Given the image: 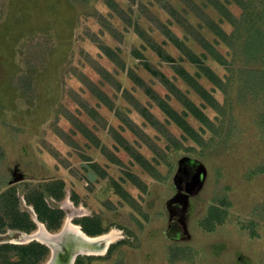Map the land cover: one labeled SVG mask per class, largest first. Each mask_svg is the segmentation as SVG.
<instances>
[{"label": "rangeland", "instance_id": "374dc122", "mask_svg": "<svg viewBox=\"0 0 264 264\" xmlns=\"http://www.w3.org/2000/svg\"><path fill=\"white\" fill-rule=\"evenodd\" d=\"M111 1L113 9L125 13L120 25V15L105 16L97 8L103 6L97 0L94 6L91 0H68V5L64 0H0V96L7 94L5 83L12 79L3 74V65L19 73L17 86L21 85V100L12 95L5 104L6 114L0 115V195L11 187L17 188L16 196L8 194L7 201L0 205V246L17 244L25 231L4 223L14 220L17 211L28 213L33 220L35 208L31 203L39 204L43 193L48 206L65 213L60 229L53 233L62 231L69 217L94 232L118 228L124 233V238L113 244L106 255H80L73 264H264V46L258 54L243 51L246 23L238 30L213 14L215 21L223 23L229 32L230 43L224 40L217 55L202 52L198 65L187 64L197 78L208 69L213 71V83L198 82L203 90L196 92L181 81L190 98L185 97L192 99V107L180 103L175 106L179 117L192 121L194 135H182L174 127V136L170 137L182 145L178 151L174 150V143L169 145L164 140L167 137H160L159 144L153 140L162 149L161 154L149 152L145 158L157 177L131 156H122L117 163L110 156L108 160L99 155L97 150L96 155L90 152L89 145L79 138L60 134H67L66 113L76 111L82 96L87 99L80 74L100 82L93 62L101 56L97 52L100 42L106 41V33L101 30L114 27L118 33L129 32L123 22L128 17L135 22L136 12L143 33L163 47L165 37L156 24L146 21L145 14L139 11V2L178 35H184L168 23L170 17L146 5L155 0ZM163 1L176 5L175 0ZM249 3L244 17L247 21H262L264 0ZM69 5L78 8L80 14L75 24L73 52L59 69L55 67L52 77V61L70 38L71 21H63ZM230 8L233 15L243 17L237 4L232 3ZM259 26L264 28V23L259 22ZM121 37H116L122 43L119 47L129 49L135 40L133 29ZM146 59L154 61L157 69L171 66L159 63L152 50L146 52ZM135 63L136 73L152 85L139 61ZM122 76L119 71L117 77L135 95V86L129 84L126 75ZM35 77H40L37 84ZM153 84L158 86L154 88L158 93L171 99L173 95L165 87L159 82ZM206 94L211 97L209 102ZM38 105L43 109L37 110ZM195 109L200 111L196 113ZM161 119L164 125L169 124L165 116ZM70 141L76 145L69 146ZM84 157L91 161L84 162ZM91 165L97 166L90 168ZM95 174L99 184L96 179L89 180ZM101 180L105 183L98 189ZM55 181L64 183L61 200L45 191ZM82 206L85 211L80 209ZM36 225L35 231L25 233L39 231ZM36 243L48 249L37 263L47 264L52 252L37 241L18 242L24 246L9 251L0 248V264H31L23 247Z\"/></svg>", "mask_w": 264, "mask_h": 264}, {"label": "crops", "instance_id": "0c3cea01", "mask_svg": "<svg viewBox=\"0 0 264 264\" xmlns=\"http://www.w3.org/2000/svg\"><path fill=\"white\" fill-rule=\"evenodd\" d=\"M67 1L64 0L65 4L68 5ZM95 1L96 0H91V4ZM103 1L97 0V3L100 4V6L103 5L102 8H97L99 10L101 9L100 11L104 12L106 14L105 16L117 14L118 16L120 15L119 17L117 16L120 20L124 17L125 13L123 11L118 8L113 9V1ZM175 1L176 5H170L163 0H155L146 5L150 8L159 9L170 17L171 19L168 23H171V26L175 29L180 30L184 34L183 36L178 35L173 29L162 23L158 17H155V14L152 11L146 9L142 3L137 2L139 11L142 15L145 14L144 16L147 18L146 21L153 22L154 25L156 24L165 37L163 47L160 44L155 43L152 40V37L148 34L143 33L141 29L142 27L139 25L137 13L135 12L133 14V10L131 13L133 14L135 22L129 17L127 18V22H123L129 32L131 28L133 29L135 40H133L129 49L119 47V44H122L120 43L121 40L118 41L116 39L117 35L121 37L122 34L125 38V34L129 35V32L122 30L120 31V34L114 29V27H107V29L101 30L102 34L103 31L106 33V41L103 40V42H100L97 52L101 54V56L99 55L98 62H93L94 69H96L99 74L100 79H98V81L100 82L97 83L91 81L88 75L83 73L80 74L79 77L84 86L83 92L87 94V99L85 96H82V102L77 105L76 111L66 113L67 115L65 118L67 120L65 121V130L68 135L64 131H61L60 134L62 136L73 137L74 140L79 138L82 142L89 145L88 148L90 149L88 150L95 153V155L98 153L101 156L105 155L106 158L107 156H110L115 159H122V156H131L134 159L135 156L139 155L145 158L146 154H149V152L154 155H160V150L162 149H158L153 141L156 140L159 144V141H162L160 137H167V140L163 139L168 141L169 145L174 143V150L178 151L183 149L179 142L170 137L174 136V127L180 130L182 135H189L190 138L194 135L193 131L188 132L184 128V125L188 124L193 129L192 121H189L186 117L184 118L187 121L182 117H179L178 109L175 106L180 103L182 106L185 105L187 107H192L189 103V100L192 101V99H187L185 97H189V95L187 91L183 90L181 81L192 91L201 92L199 90H203V88L199 87L198 82H200V84H202V81L210 82L214 77L213 71L208 69L205 73H200L201 76L197 78L187 69V64H192L194 66L196 64L198 65L201 61L202 52H210L213 56V54H215L213 49L217 48L220 50V47L225 45L224 40L216 34L215 28L217 25L229 34V32H227L222 26L223 23L228 22L216 9L215 2H221L220 4L226 5L230 10L231 4H227L230 0ZM73 3H76V1H72V4ZM66 10L67 12H64L66 18L63 19V21H71L72 29L69 31L70 38L62 44V47L57 51L59 54L58 57L54 58L52 61L54 69L52 70V77H55L56 74L55 67L59 69L63 63L69 59L73 52V41L76 31L75 24L80 14L78 8L75 6L71 7L69 5V8ZM210 10H213L214 12L211 14ZM214 13L218 14L219 19H223L224 22L221 23L215 21L216 18L213 16ZM68 15H70V18ZM216 22H218L219 25ZM120 24H122V20L118 25ZM146 24L147 23H145V25ZM210 35L212 38H210ZM151 50L157 53V61L159 63L170 64L171 66L166 70L161 69V67H158L157 69L154 61L151 62L146 59V52L150 53ZM55 52V49H53L51 54L54 55ZM99 61L103 64L99 63ZM137 61H139L138 64H141L140 67H143V72L151 78L152 85L144 79V76L141 75V73L140 75L136 73L134 64L136 65L135 62ZM197 68L198 67H196V69ZM168 69L171 72H168ZM47 70L48 67L46 71ZM119 71H121L123 76L126 75L128 77L130 85L135 86V89L137 90L135 95L129 90V87L126 89L123 84L124 81H121V79L117 77ZM5 73L9 74L12 79L10 82L5 83L7 94L3 93V95L0 96L1 116L4 115V113L6 114L5 104L12 100V95L13 98H19L21 100L18 95V93L21 92V85L17 86L19 82V73L17 74L15 70L8 69L6 65H3V74ZM95 77H97V75H95ZM38 79H40V77L34 78L36 84ZM13 81H15L14 84ZM154 82H159L162 87L167 89V93L173 95L170 100L163 97L156 91V89H154L156 86L153 84ZM157 87L158 86H156V88ZM137 94L143 95L145 97L144 99H147L144 100L146 102H144L141 96H138ZM208 96L209 94H206V97ZM205 100L207 101V98H205ZM149 102H152L151 106L148 104ZM19 107L20 106L18 105V108ZM41 109H43L41 105L40 107L38 105L37 110ZM194 112L197 113L198 110L196 111L195 109ZM161 116L167 118L169 121L168 125H164ZM154 136H157V139H155ZM109 142L111 145H109ZM68 143L69 146L76 145L73 141ZM136 144L142 145L141 147H138ZM167 152H169V150H167ZM84 158V162L91 161L89 158ZM95 166L97 165H91L90 168ZM94 179H96V184H99V177L97 174L89 180L93 181ZM104 183L105 181L101 180L98 189L103 187ZM75 200L80 203L79 198L76 197ZM87 217L90 218L91 216H86L85 218Z\"/></svg>", "mask_w": 264, "mask_h": 264}, {"label": "trees", "instance_id": "16d2710c", "mask_svg": "<svg viewBox=\"0 0 264 264\" xmlns=\"http://www.w3.org/2000/svg\"><path fill=\"white\" fill-rule=\"evenodd\" d=\"M218 2H215L216 9L222 14L224 19H226L231 25L238 28V30H239V28H241L243 26V24H245V23L247 24V27L245 28V32H246L245 39H244L243 44H242L243 51L248 52V53L251 52L253 54L254 53H257V54L260 53V50H262L263 46H264V42H262L263 41L262 38L264 37V28L262 26H259V22L264 23V18L262 19V21H256V20H254V21L248 20L247 21V19L244 16L247 15V11L250 8L251 3H249V0H230L227 2V4H232V2L237 4L241 8V10L243 11V17L244 18L243 17H241V18L236 17L235 15H233L231 13V10L226 5L220 4L221 2H219V3ZM262 16L264 17V13ZM236 30L234 32H236ZM215 32H216V34H218V36H220L223 40H225V42H227L228 44L230 43V41L228 39L231 36L228 35L225 31H223L217 25L215 28ZM230 45H231V47L235 46L234 44H230ZM213 50H214L213 52L215 53V55H217L218 49L215 48ZM205 98H207V101H209V98H211V97L209 95L208 97L205 96ZM184 128L188 132L193 131L191 126L188 124H185ZM134 159L137 160V163L142 165V167L144 169L148 170L152 176L157 177V174L152 169L151 164L148 163L143 156H140V155L135 156ZM112 160H115V158H113ZM116 162L117 163L120 162L119 159H116ZM51 185L53 187L48 186L45 191L47 192V194L49 196H52L58 200H61L64 197V191H63L64 183L62 181H55ZM57 185H58V187H57ZM16 189H17L16 187H11V189H9V191L2 193V195H0V205L4 204L7 201L8 194H9V196L10 195L16 196ZM40 194L41 195H40L39 204L38 203H31V204L34 206L39 220L42 221V223L47 224L48 230L49 231H57L60 229V227L62 225V222H63L64 217H65V213L61 209L52 208V207L48 206L43 199L44 198L43 193H40ZM2 208L8 212L6 205H3ZM4 224H5V226H10L13 229H19L21 231H25V232H29V233H31L37 229L36 223L31 219L30 215L26 212L17 211L14 220H10ZM82 226H83L82 227L83 230L87 234L92 235V236L105 233V231L94 232V230H90L84 224H82ZM19 246H24V245L3 244V246L2 247L0 246V248H1V250L9 251V250H13V249H18V248H20ZM23 248L28 252L27 253L28 259L27 260H29V262H32L31 264H38L37 263L38 260L40 258H42V256L44 257V255L48 252V249L46 247H44L43 245H40L38 243L33 244L31 246H25ZM14 264H19V263H14Z\"/></svg>", "mask_w": 264, "mask_h": 264}, {"label": "bare ground", "instance_id": "6f19581e", "mask_svg": "<svg viewBox=\"0 0 264 264\" xmlns=\"http://www.w3.org/2000/svg\"><path fill=\"white\" fill-rule=\"evenodd\" d=\"M69 202H71L69 200ZM81 210H86L84 206H82L80 208ZM36 211H33V216L36 219L40 230L33 233V234H28L25 232H22V236L21 238L18 240H16V243L18 244H28L31 242H40L45 244L46 246L49 245V239L51 237H53V235H59L58 233H62L66 236V235H77L78 237H80L81 239H83L84 241H86L87 243H97L98 245H100V247H98L97 249H90V248H84V247H79L75 250L76 253H80L81 255H97V256H104L108 253L109 248L119 242L120 240H122L124 238V233L122 232V230L118 229V228H112L109 231L99 234V235H89L87 234L82 226L80 224H76L73 222L72 217H69L66 222H65V226L63 228V230L60 232H56L53 233L51 231L48 230V228L46 227V225L44 223H42L41 221H39L36 217L37 215L35 214ZM48 247V246H47ZM56 248V252L55 253H62L65 249L64 246L62 245V243H58ZM72 250V249H70ZM57 259L53 258L51 259V264H56ZM49 261V262H50ZM48 262V263H49ZM47 263V264H48ZM59 264V262L57 263Z\"/></svg>", "mask_w": 264, "mask_h": 264}, {"label": "water", "instance_id": "95a60500", "mask_svg": "<svg viewBox=\"0 0 264 264\" xmlns=\"http://www.w3.org/2000/svg\"><path fill=\"white\" fill-rule=\"evenodd\" d=\"M35 214L37 215L36 212ZM36 218L38 219V215ZM34 220L36 221L35 218ZM58 234L59 235H53V237L49 239V245H47L52 252V259H57L56 264L58 262L59 264H73L77 257L81 255L80 253H76L75 251L78 248V245L79 247L90 249H97L98 247H100V245H98L97 243H87L86 241L74 234L66 236L63 234V232ZM58 243H62L65 249L62 253L59 254L55 253L57 251L55 246L57 247ZM48 264H51V261Z\"/></svg>", "mask_w": 264, "mask_h": 264}, {"label": "flooded vegetation", "instance_id": "af4514ba", "mask_svg": "<svg viewBox=\"0 0 264 264\" xmlns=\"http://www.w3.org/2000/svg\"><path fill=\"white\" fill-rule=\"evenodd\" d=\"M33 220H34V218H33ZM38 220H39V218H38ZM35 221V220H34ZM36 223H37V221H35ZM83 227V226H82ZM49 248V247H48Z\"/></svg>", "mask_w": 264, "mask_h": 264}]
</instances>
